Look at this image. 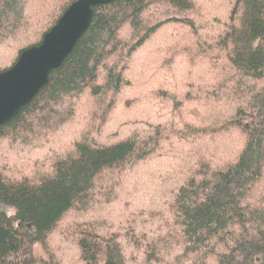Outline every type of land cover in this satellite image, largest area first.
<instances>
[{"label": "trees", "instance_id": "trees-1", "mask_svg": "<svg viewBox=\"0 0 264 264\" xmlns=\"http://www.w3.org/2000/svg\"><path fill=\"white\" fill-rule=\"evenodd\" d=\"M71 1L0 0V71L38 43ZM229 1L230 22L216 46L226 50L233 84L221 93L229 84L223 80L211 94L223 104L243 102L224 110L221 124L199 117L198 124L178 126L182 146L157 127L102 144L80 139L52 157L46 170L8 173L2 151L14 142L38 145L29 136L60 124L78 98L99 102L107 91L127 87L129 75L153 78L158 58L151 60L149 52L158 50L148 43L163 24L178 21L195 33L192 0H113L93 7L89 26L47 82L0 124V264H58L47 243L63 226L79 264H264V0ZM158 10L161 15L147 18ZM255 81L262 86L252 87ZM66 99L65 111L59 106ZM109 100L104 112L114 97ZM161 149L166 165L152 170L150 192L130 227L104 229L98 220L104 217H86L103 212L111 196L105 174ZM165 212L173 213L170 220ZM66 216L72 218L60 226Z\"/></svg>", "mask_w": 264, "mask_h": 264}, {"label": "rangeland", "instance_id": "rangeland-1", "mask_svg": "<svg viewBox=\"0 0 264 264\" xmlns=\"http://www.w3.org/2000/svg\"><path fill=\"white\" fill-rule=\"evenodd\" d=\"M32 1L27 0L29 5ZM192 1L194 9L191 15L196 24L194 34L191 33L193 29L184 23L172 20L163 24L149 41L148 45L156 46L158 50V53L149 52L151 60L158 58L153 66V78L150 75L146 78L148 75H144L136 81L133 75H129L130 83L127 87L122 86L116 93L107 91L104 94L105 99H100L99 102V99L93 97L91 100L86 96L78 98L79 102L75 103L73 112L60 124L29 136L30 143L36 142L38 145L14 142L13 146L2 151V162L7 166V172L18 174L31 167L36 171L46 170L52 157L71 148L80 139L102 144L122 138L132 130L144 135L157 127L177 136L178 146H182L184 140L176 134L178 126L183 127L186 123L198 124L199 117L221 124L224 110H232L231 104L240 103H231L230 100L223 104L217 102L211 94L223 80H228L229 84L220 88L221 93H228L233 84L228 77L230 66L226 50L216 46V35L230 22L231 1ZM208 4L210 6L207 7ZM150 12L152 15L147 16L148 19H154L157 14L161 15V10ZM134 62V59L131 60L130 67L134 66ZM253 83L254 88L262 86L260 81ZM113 97V104L104 112V107L109 105L108 100ZM70 104L66 99L59 108L66 111ZM231 136L238 138L239 134L232 131ZM233 142L238 145V141ZM167 159V153L161 149L148 158L126 165L125 169L119 168L105 174L104 186L111 188V196L103 212H94L86 217H104L98 219L104 229L124 232L132 225V218L150 192L152 170L155 172L159 163L166 165ZM35 162L39 164H34ZM170 164L169 162L168 165ZM168 183L166 181L159 186L163 187ZM164 207H167L165 203ZM5 209L8 213L13 212L9 206H5ZM164 216L170 220L173 213L165 212ZM71 218L66 216L60 226ZM152 226L164 227L154 224ZM59 230L50 234L47 243V248L52 253V262L57 260L58 264H79L76 246L65 235L66 227ZM44 250L40 251L46 257L42 252Z\"/></svg>", "mask_w": 264, "mask_h": 264}, {"label": "water", "instance_id": "water-1", "mask_svg": "<svg viewBox=\"0 0 264 264\" xmlns=\"http://www.w3.org/2000/svg\"><path fill=\"white\" fill-rule=\"evenodd\" d=\"M113 0H73L41 40L23 48L15 62L0 71V124L16 115L48 80L90 24L93 7Z\"/></svg>", "mask_w": 264, "mask_h": 264}]
</instances>
